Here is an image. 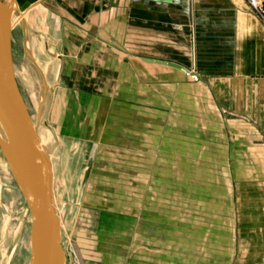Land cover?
Returning a JSON list of instances; mask_svg holds the SVG:
<instances>
[{"label":"crops","instance_id":"1","mask_svg":"<svg viewBox=\"0 0 264 264\" xmlns=\"http://www.w3.org/2000/svg\"><path fill=\"white\" fill-rule=\"evenodd\" d=\"M16 2L60 126L101 141L120 113L121 139L151 159L199 142L203 157L237 175L231 230L217 235L233 239L226 264H264V22L248 1ZM16 27L12 19L14 66ZM44 51L48 74L36 58Z\"/></svg>","mask_w":264,"mask_h":264},{"label":"rangeland","instance_id":"2","mask_svg":"<svg viewBox=\"0 0 264 264\" xmlns=\"http://www.w3.org/2000/svg\"><path fill=\"white\" fill-rule=\"evenodd\" d=\"M20 13L13 12L15 73L52 162L66 264L230 261L233 239L217 235L231 230L237 175L203 157L196 141L169 143L175 150L158 158L137 157L136 143L121 139L120 113L101 141L68 134L57 119L56 94L43 93L46 78L25 53ZM38 52L48 74L49 56ZM30 258L31 211L0 147V264Z\"/></svg>","mask_w":264,"mask_h":264},{"label":"water","instance_id":"3","mask_svg":"<svg viewBox=\"0 0 264 264\" xmlns=\"http://www.w3.org/2000/svg\"><path fill=\"white\" fill-rule=\"evenodd\" d=\"M12 18V4L0 0V146L31 211L30 264H66L61 222L53 198L52 162L15 73ZM145 58L168 63L198 77L195 70L179 62Z\"/></svg>","mask_w":264,"mask_h":264},{"label":"built area","instance_id":"4","mask_svg":"<svg viewBox=\"0 0 264 264\" xmlns=\"http://www.w3.org/2000/svg\"><path fill=\"white\" fill-rule=\"evenodd\" d=\"M253 11L264 22V0H247Z\"/></svg>","mask_w":264,"mask_h":264},{"label":"bare ground","instance_id":"5","mask_svg":"<svg viewBox=\"0 0 264 264\" xmlns=\"http://www.w3.org/2000/svg\"><path fill=\"white\" fill-rule=\"evenodd\" d=\"M11 4H12V8H13V12L15 11V10H17V8H18V5H17V2H16V0H8ZM20 9V8H19ZM20 15H22V12L20 13ZM14 17V16H13ZM13 19V18H12ZM2 126H1V124H0V128H1ZM41 138V137H40ZM42 141V140H41ZM42 143H43V141H42ZM1 147V146H0ZM2 149V148H1ZM7 159V158H6ZM53 198H54V195H53ZM62 236V235H61Z\"/></svg>","mask_w":264,"mask_h":264}]
</instances>
